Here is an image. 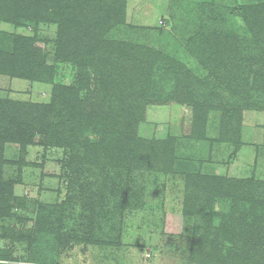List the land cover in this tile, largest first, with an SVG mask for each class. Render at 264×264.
Wrapping results in <instances>:
<instances>
[{"label": "rangeland", "instance_id": "374dc122", "mask_svg": "<svg viewBox=\"0 0 264 264\" xmlns=\"http://www.w3.org/2000/svg\"><path fill=\"white\" fill-rule=\"evenodd\" d=\"M125 1V18L120 24H113L110 8L103 2L90 18L103 45L104 51L97 47L100 56L108 50L106 41L132 42L160 50L163 31L176 40L204 33L228 35L231 24L219 15L215 17L208 3L226 9V18L233 17L240 26L241 17L236 13L231 16L229 9L246 3ZM34 7L32 0L22 7L19 23L0 20V264H243L242 252L241 257L230 252L242 248L237 241L246 226L238 222L237 213L229 206L218 203L212 205L214 213L208 211L206 219H201L204 209L196 210V215L184 214L186 177L194 171L205 177L206 183L215 179L240 181L263 198L264 98L253 103L259 107L243 111L238 143L221 140V113L212 112L204 133L195 134L190 106L148 104L137 121V137L171 140L175 163H160L154 151H147L145 168L116 179L121 186L117 193L107 178L89 175L87 166H72L69 149L45 145L46 128L42 133L35 131L24 147L15 139L22 129L52 122L54 84L68 88L80 81L74 63L63 59L75 51V44L71 45L68 37V47L60 50V23L44 13L39 15ZM69 16L65 28L71 32L74 13ZM82 27L85 30L86 25ZM18 38L37 47L31 62L44 64L47 68L43 72L35 74L21 68L25 58L14 54ZM90 38L85 48H93ZM179 57L198 76L206 74L190 54ZM106 67L115 70V64ZM30 118L37 123L28 121ZM118 134L124 139L125 135ZM127 138L131 140V136ZM85 177L96 181L93 188L84 187ZM206 243L210 244L208 251L216 248L220 255L209 253L205 245L207 253L200 255L202 262L196 260L195 254L204 250Z\"/></svg>", "mask_w": 264, "mask_h": 264}, {"label": "trees", "instance_id": "16d2710c", "mask_svg": "<svg viewBox=\"0 0 264 264\" xmlns=\"http://www.w3.org/2000/svg\"><path fill=\"white\" fill-rule=\"evenodd\" d=\"M29 2L0 0V20L19 23L23 18L21 9ZM32 2L35 4L33 11L39 10V15L44 13L60 23V50H64V45L68 47V37L71 45L75 44V51L67 57L63 56V59L74 63L80 81L77 86L68 88L54 84L50 105L52 122L48 126L22 129L15 139L21 141L24 147L35 131L42 133L46 128L45 145L69 149L72 166H87L89 175L107 178V182H112V191H121L116 179L124 177L127 172L146 167L147 159L143 157L147 151H154L160 163H175L171 140L149 141L137 137L136 124L143 117L148 104L173 102L190 106L192 132L195 134L204 133L212 112L221 113V140L238 143L243 111L252 106L259 107L253 103L264 98V0H253L252 3L246 0L243 5L229 9L232 10L231 16L236 13L241 17L242 26L233 17L226 18V9L209 2L210 12L215 17L219 15L225 19L227 25L231 24L228 35L204 33L176 40L173 35L163 31L160 50L132 42L106 41L104 45L108 50L101 56L98 48L104 51L103 45L97 40L99 34L90 18L103 2L110 8L108 13L112 15L113 24H120L125 18V0ZM72 12L74 27L69 32L65 27ZM108 13L106 16H109ZM83 24L86 25L85 30ZM87 38L92 40L93 48H85ZM28 41L18 38L14 54L25 58L22 69L39 74L47 67L31 62L38 49ZM182 54L193 56L204 67L206 74L198 76L179 57ZM29 55H32L31 59ZM108 64H115V70L109 71V67H106ZM83 92L85 96L81 95ZM28 121L36 122L34 118ZM118 133L125 135L124 139L118 138V135L122 136ZM129 136L131 140L127 138ZM85 178L84 187L93 188L96 181ZM186 180L188 194L184 214L196 215V210L204 209L201 219H206L208 211L214 213L212 205L215 203L229 206L233 213H237L238 222L246 226L240 234L241 239L237 241L238 244L242 243V248L235 247L231 255L239 253L237 256L241 257L242 252L243 264H264V194L261 198V194L251 193L252 187L236 180L215 179L206 183L205 177L194 171L187 174ZM102 197L105 198L104 195ZM231 243L236 245V242ZM205 245L207 248L210 244H203L204 250L195 254L196 260L199 258L202 262L201 254L208 251V248L205 251ZM208 252L221 253L216 248Z\"/></svg>", "mask_w": 264, "mask_h": 264}]
</instances>
